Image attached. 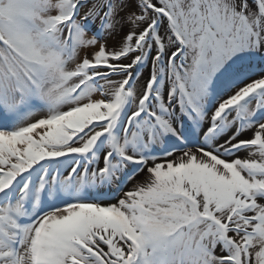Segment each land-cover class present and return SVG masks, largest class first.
<instances>
[{
	"label": "snow or ice",
	"instance_id": "obj_1",
	"mask_svg": "<svg viewBox=\"0 0 264 264\" xmlns=\"http://www.w3.org/2000/svg\"><path fill=\"white\" fill-rule=\"evenodd\" d=\"M0 264H264V0H0Z\"/></svg>",
	"mask_w": 264,
	"mask_h": 264
}]
</instances>
